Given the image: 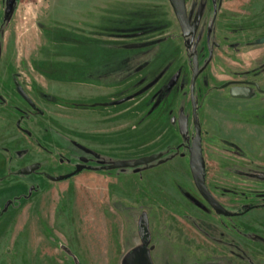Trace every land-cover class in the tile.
Returning a JSON list of instances; mask_svg holds the SVG:
<instances>
[{"label":"rangeland","instance_id":"1","mask_svg":"<svg viewBox=\"0 0 264 264\" xmlns=\"http://www.w3.org/2000/svg\"><path fill=\"white\" fill-rule=\"evenodd\" d=\"M8 4L0 264H264V93L222 88L264 91V0H186L193 38L169 0H16L7 14ZM193 47L206 183L229 212L254 206L245 216L216 214L190 171Z\"/></svg>","mask_w":264,"mask_h":264},{"label":"water","instance_id":"2","mask_svg":"<svg viewBox=\"0 0 264 264\" xmlns=\"http://www.w3.org/2000/svg\"><path fill=\"white\" fill-rule=\"evenodd\" d=\"M16 0H9L7 14L13 10V5ZM169 3L174 11V14L177 18L178 24L180 26L182 35L184 38H193L195 34L196 27L191 23V20L188 16L186 0H169ZM190 55H192V79L190 87V99L192 104V119L195 129V137L193 139L192 145L189 148V160H190V171L196 186V189L202 199L219 215L225 217H231L232 214L227 211L219 201L213 196L209 190L206 183V162L202 150V129L198 121L197 115V102L195 98L196 82L201 74L199 58L196 55V47H193ZM229 84L223 86L227 88ZM257 89L260 90L259 86ZM230 95L234 99H249L251 97V89L247 87H233L230 90ZM179 132L182 136H187L189 133V118L186 115H181L178 120ZM96 157L97 155L93 153ZM160 155H152L148 157H143L137 159L134 162H116L112 165L103 166V169L106 171H112L117 169H138L140 167L150 165L153 162L159 160ZM86 161V159H83ZM38 165H33L23 169L22 173L25 175H30L34 171L38 170ZM84 170V166H78L73 174L60 176L52 178L54 182L64 181L68 178H71ZM261 180H264V176L260 177Z\"/></svg>","mask_w":264,"mask_h":264},{"label":"flooded vegetation","instance_id":"3","mask_svg":"<svg viewBox=\"0 0 264 264\" xmlns=\"http://www.w3.org/2000/svg\"><path fill=\"white\" fill-rule=\"evenodd\" d=\"M201 75V74H200ZM225 86V85H224ZM257 86H259V85H257L256 83H253V82H248V83H245V84H230L229 83V86L227 87V88H224V89H229V90H231V88H233V87H247V88H249V89H251V97H252V95H253V93H252V89H255L257 92H259V93H264V91L263 90H259V89H257ZM223 88V87H222ZM260 88V87H259ZM240 100V99H239ZM82 150H86V151H88L87 149H83L82 148ZM78 166H82V165H78ZM77 166V167H78ZM84 166V165H83ZM76 167V168H77ZM84 168L86 169V167L84 166ZM84 169V170H85ZM75 172V171H74ZM74 172H71V173H69V174H67V175H70V174H73ZM74 177V176H73ZM72 178V177H71ZM260 178V177H259ZM264 181V180H263ZM208 205V204H207ZM209 206V205H208ZM210 207V206H209ZM211 208V207H210ZM255 207L254 206H250V207H248V208H246V209H244V210H241V211H238V212H231L230 211V213L232 214V216L231 217H241V216H245L249 211H251V210H253ZM212 209V208H211ZM213 210V209H212ZM214 211V210H213ZM215 212V211H214ZM216 213V212H215ZM217 214V213H216ZM219 215V214H218Z\"/></svg>","mask_w":264,"mask_h":264}]
</instances>
